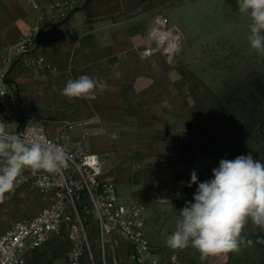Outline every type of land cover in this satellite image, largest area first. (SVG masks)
Returning a JSON list of instances; mask_svg holds the SVG:
<instances>
[{
	"label": "rangeland",
	"instance_id": "374dc122",
	"mask_svg": "<svg viewBox=\"0 0 264 264\" xmlns=\"http://www.w3.org/2000/svg\"><path fill=\"white\" fill-rule=\"evenodd\" d=\"M145 2L149 28L160 19V30L178 38L175 55L163 48L145 54L158 45L149 41V28L142 45L141 38L136 39L139 55L134 56L145 64L131 65L118 72V78L113 71H80L72 61L66 72L60 71L63 67L58 57L48 62L43 55L45 67L27 66L17 89L25 124L41 125L66 139L71 134L75 141L83 127L115 123L118 135L102 131L93 149L110 152L113 165L104 170V176L117 181L121 202L144 209L150 257L161 264H168L173 254L179 255L182 264H264V244L241 246L238 252L204 259L191 246L173 250L165 244L180 219L179 211L186 202H194L198 185L187 186L193 171L198 182H204L213 178L212 170L221 159L234 160L251 153L254 160L264 163V56L252 50L247 39L251 20L239 12L237 0ZM85 74L110 84L123 82L124 86L106 88L86 98L70 100L61 95L68 80ZM154 103L158 107L155 114L140 112V107ZM16 105L15 110L18 99ZM117 110L124 113L115 115ZM96 111L111 116L94 119ZM136 112L144 118L135 120ZM93 220L92 215L89 228L96 233ZM244 233L253 241L264 238V231L251 222ZM91 236L95 264H104L96 235ZM128 247L123 242L119 250ZM108 254L107 264H111L112 253Z\"/></svg>",
	"mask_w": 264,
	"mask_h": 264
},
{
	"label": "built area",
	"instance_id": "2783aa9c",
	"mask_svg": "<svg viewBox=\"0 0 264 264\" xmlns=\"http://www.w3.org/2000/svg\"><path fill=\"white\" fill-rule=\"evenodd\" d=\"M46 8L66 17L76 6L74 0H62ZM156 22L153 21L147 37L158 45L147 49V55L161 49L157 36L151 33ZM38 32L36 27L24 35L14 47L15 53L23 54L33 49L37 45ZM25 64L30 68H44L46 60L37 53ZM7 72H0V122L8 124L10 134H18L27 141L44 140L61 147L67 166L51 174L39 171L33 175L30 171L26 178L30 189L50 194V203L39 213L15 222L0 235V264H24L29 251L42 248L52 237L65 231L70 243L66 264H95L90 242L93 234L104 264H107L108 253H112L111 264H123L125 259L127 264H161L157 258L150 257L144 209L135 203L121 202L117 181L104 176L103 159L89 144L88 138L93 131H88L69 148L63 143V136H50L41 125H15L17 99L7 82ZM92 215L96 233L89 228ZM123 242L129 247L120 251ZM168 264H182L179 255H171Z\"/></svg>",
	"mask_w": 264,
	"mask_h": 264
},
{
	"label": "crops",
	"instance_id": "0c3cea01",
	"mask_svg": "<svg viewBox=\"0 0 264 264\" xmlns=\"http://www.w3.org/2000/svg\"><path fill=\"white\" fill-rule=\"evenodd\" d=\"M56 1L62 0H0V72L8 71L7 82L17 94L19 106L13 119L18 127L25 125V117L17 89L22 82L24 70L27 69L25 61L37 53L45 55L48 62L58 57V63L63 67L60 71L65 72L68 70L69 61L80 71L91 73L100 69L105 72L123 73L129 70L131 65L137 68L145 64L143 59L134 58L135 54L139 55L136 39L145 41L151 21L145 0H74L76 9L68 17H62L59 11L47 10L46 7ZM36 27L39 28L37 45L27 53H15L14 47L20 39ZM99 65H102V68H98ZM107 85V89L115 90L121 85L124 86L123 82H108ZM114 93L116 94V91ZM124 97L121 96L123 99ZM121 98L119 100L122 101ZM138 99L137 96L136 100ZM154 105L155 103L150 104L145 109L144 106L140 107V112L147 110L149 114H155L158 107L155 108ZM114 113L122 115L124 111L117 110ZM96 114L94 119L100 117L99 119L106 120L103 118L111 116L106 115L104 111H96ZM136 115L135 120L144 118L137 112ZM114 124L105 123L104 127L100 128L97 124L90 125L79 131L78 139L86 136L88 131H93L88 138L89 144L94 152L105 157L103 170L111 168L110 165L113 164L109 162L112 157L107 149H93V143L98 142V136L103 132L118 135L119 130ZM139 127L140 124H136V128ZM152 127L153 125L149 128ZM48 134L57 137L49 132ZM71 136L70 134L67 139L63 136L62 140L69 148L78 140L73 141ZM30 171L24 170L16 182L14 191L6 194L4 201L0 202V235L15 222L39 213L50 203V194L30 189L26 180ZM69 251L70 243L65 231L52 237L42 248L29 251L24 264H66Z\"/></svg>",
	"mask_w": 264,
	"mask_h": 264
},
{
	"label": "clouds",
	"instance_id": "9594fccd",
	"mask_svg": "<svg viewBox=\"0 0 264 264\" xmlns=\"http://www.w3.org/2000/svg\"><path fill=\"white\" fill-rule=\"evenodd\" d=\"M237 2L239 12L246 13L251 20L247 37L250 47L264 56V0ZM115 75L119 77L118 72ZM107 87L102 78L85 74L68 80L61 95L70 100L86 98ZM7 125L0 122V202L14 191L24 170H31L33 175L41 170L51 174L67 166L61 147L44 140L27 141L18 134H10ZM212 175V179L198 182L196 172L191 173L187 186L198 185L194 202H186L179 211L180 219L165 244L173 250L191 246L202 259L238 252L241 246L264 244V238L253 241L244 233L249 222L264 231V163L254 160L251 153L234 160L221 159Z\"/></svg>",
	"mask_w": 264,
	"mask_h": 264
},
{
	"label": "bare ground",
	"instance_id": "6f19581e",
	"mask_svg": "<svg viewBox=\"0 0 264 264\" xmlns=\"http://www.w3.org/2000/svg\"><path fill=\"white\" fill-rule=\"evenodd\" d=\"M160 26L161 22L160 19H158L155 23V26L152 28L151 33L157 36L160 42V48H163L165 52H169L175 55L178 47V38L176 37V35H173L172 32L160 30Z\"/></svg>",
	"mask_w": 264,
	"mask_h": 264
}]
</instances>
